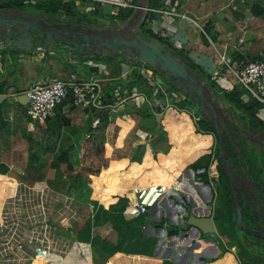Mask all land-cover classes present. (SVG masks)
<instances>
[{"label": "crops", "instance_id": "crops-1", "mask_svg": "<svg viewBox=\"0 0 264 264\" xmlns=\"http://www.w3.org/2000/svg\"><path fill=\"white\" fill-rule=\"evenodd\" d=\"M245 1L237 0L235 6L234 0H163L156 8L170 12L153 10L146 20L169 43L185 47L186 54L205 70L218 71L221 93L229 88L224 85L233 82L223 63L235 61L234 53L242 61L264 53V0H260V14L253 13ZM91 4L111 9L108 3ZM214 4L228 9L220 14L213 10ZM206 21L213 36L206 33L208 43L199 33ZM1 52L4 90L0 92L22 91L35 79L96 78L105 103L75 104L66 96L43 121L34 122L25 117L23 104L13 96L0 100V222L5 196L24 184H47L54 193L69 195L77 213L69 219L61 214L62 202L53 201L48 216L51 234L67 243V249L60 255L29 256L22 264H262L222 229L205 233L180 227V216L192 202L202 203L211 213L225 204L228 172H223L215 155L220 150L215 131L199 124L197 113L185 105V96L176 86L160 91L156 70L150 75L147 65L133 57H100L95 52L81 54L84 57L73 52L57 55L40 48L15 56ZM220 53L225 60L219 59ZM79 61L82 71L74 65ZM145 96L152 97L151 110L134 111L132 106L146 105ZM241 97L248 101L243 93ZM214 100L238 120L237 112L248 116L241 121L255 128L261 124L257 118L264 121V105L252 115L241 107L243 111L236 113L225 110L222 98ZM156 110L162 112L159 125ZM175 179L178 186H171L147 209L137 208V186L171 184ZM216 184H221L217 204ZM29 254L30 243L25 240L16 255ZM12 256L1 255L0 264Z\"/></svg>", "mask_w": 264, "mask_h": 264}, {"label": "water", "instance_id": "water-1", "mask_svg": "<svg viewBox=\"0 0 264 264\" xmlns=\"http://www.w3.org/2000/svg\"><path fill=\"white\" fill-rule=\"evenodd\" d=\"M149 7V0H134L132 11L121 24L111 22L104 26H92L77 25L70 20L58 19L54 15L43 16L13 5H0V51L15 56L24 50L40 48L61 55L69 51L78 53L84 48L83 53L133 57L163 72L174 86L193 98L205 116L210 117L209 113L204 111L203 103L208 105L211 113H215L214 99H218L210 84L157 36L140 31ZM156 79L162 80L160 76ZM8 95L23 105L28 99L22 90L16 93L0 92V100ZM161 115L160 110L154 112L157 125L160 124ZM213 126L216 128V123ZM221 154L220 151L219 156ZM223 157L228 164V172L231 173L232 156L227 149ZM233 167H236L235 163ZM224 177L225 204L218 207L216 213H211L202 203L192 202L180 216V227L182 230L194 227L205 233L222 229L229 237L239 241L251 258L264 264L263 182H256L247 174V177L256 183L255 188L250 190L231 183L227 174H224Z\"/></svg>", "mask_w": 264, "mask_h": 264}, {"label": "built area", "instance_id": "built-area-1", "mask_svg": "<svg viewBox=\"0 0 264 264\" xmlns=\"http://www.w3.org/2000/svg\"><path fill=\"white\" fill-rule=\"evenodd\" d=\"M75 3L85 4L99 2L108 3L112 13L119 7H130L134 0H74ZM5 0H0V4ZM161 14L170 12L163 7H149ZM106 23V19L100 18ZM221 60H225L224 54L220 53ZM220 59V58H219ZM226 64L233 76V83L244 86L249 92L264 102V53L245 59L240 64ZM215 68V65H212ZM146 72L153 74L154 68L144 66ZM28 96L27 102L23 105L24 115L30 120L45 119L53 107L64 97L69 96L75 104H91L103 106L100 99L101 87L98 79L69 80L65 78H53L50 80H32L24 89ZM179 180L171 184L152 183L135 188L136 206L145 210L161 198L171 188L178 186ZM61 201L63 209L61 214L69 219L77 217L76 210L71 203L69 195L56 194L47 184L28 185L24 184L23 189L17 188L13 193L7 194L1 206L0 222V256L3 254H14L3 264H22L29 256L42 257L49 253L62 254L67 249V243H61V239L51 234V224L48 216L51 212L53 201ZM30 243V254L18 257L16 251L22 247L24 241Z\"/></svg>", "mask_w": 264, "mask_h": 264}, {"label": "flooded vegetation", "instance_id": "flooded-vegetation-1", "mask_svg": "<svg viewBox=\"0 0 264 264\" xmlns=\"http://www.w3.org/2000/svg\"><path fill=\"white\" fill-rule=\"evenodd\" d=\"M5 5V4H0ZM7 5H13L11 3ZM17 8H22L26 11L35 12L45 15H54L61 20H70L77 23V25L89 24L92 26H104L108 23L102 22L99 18H94L93 16L83 14L80 12L67 14V13H57L52 11H45L41 8H27L25 6H16ZM80 15H85L86 17H81ZM48 19V18H46ZM110 21L109 23H111ZM82 48L78 53L83 54ZM72 53V51H69ZM191 98V97H190ZM193 100V98H191ZM194 101V100H193ZM195 102V101H194ZM196 103V102H195ZM198 105V104H197ZM204 111L209 113L206 116L211 122L212 126L216 123V128L213 126L216 141L218 146L220 145V150L215 154L218 161L224 157V151L227 149L231 158V173H229V168L227 162L223 159L220 162L221 167L224 168L223 172L227 173V176L236 183L239 187H246L250 190L255 188V181H251L247 174H250L256 182H263L264 186V121L259 124L260 128H255L248 122L236 119L230 113L223 110V108L214 100V107L216 112L211 113L208 105L204 102ZM200 108V107H199ZM201 110V109H200ZM203 114V112L201 111ZM255 120V119H254ZM222 154L219 156V152ZM236 167H233V164ZM228 170V171H227ZM226 174V173H225ZM230 181V180H229ZM262 186L263 190L264 187ZM264 194V191L262 192Z\"/></svg>", "mask_w": 264, "mask_h": 264}, {"label": "rangeland", "instance_id": "rangeland-1", "mask_svg": "<svg viewBox=\"0 0 264 264\" xmlns=\"http://www.w3.org/2000/svg\"><path fill=\"white\" fill-rule=\"evenodd\" d=\"M7 1H9V3H11V2H14V1H24V2H26L25 3V6L27 7V8H43V7H47V8H50V10L51 11H53V12H57V13H61L60 11H57V8H52V6H54V5H58L59 4V1L58 0H5V2H7ZM63 2L64 1H66V0H62ZM68 1H71V0H68ZM218 1V0H217ZM235 2L234 3H236V5L235 6H238L237 5V0H234ZM72 2L74 3L73 4V8L75 9L74 10V13H77V12H80V13H83V14H87V15H90V16H93L94 18H104L105 17V19H106V23H109L110 21H112L113 23H116V24H121L122 22H123V20H119V19H116L115 17H113V15H114V13H112V10H108V11H105L106 9H104V8H102L101 7V5L99 6V5H96V4H89V3H87V4H85V3H83V2H80V3H75L74 2V0H72ZM246 2V5L245 6H248V3L250 4L251 2H253V3H258V4H261L260 3V0H246L245 1ZM218 4H214V6H213V10H215L214 8H216L217 9V11L218 12H220V14H221V10H223L224 8L225 9H228V7H219V6H217ZM219 5H220V3H219ZM231 6V7H230ZM229 7L230 8H232V5H230ZM146 25L147 26H149L148 24H147V20H146ZM164 39V38H163ZM165 43V42H164ZM166 45V44H165ZM68 53H70V52H68ZM182 59H185L186 60V56L184 57L182 54H180L179 52H176ZM78 53H76V55H77ZM1 55H3L4 56V53L3 52H1ZM75 55V54H74ZM112 55H115V56H119V54H112ZM111 55V56H112ZM78 57H84L83 55H81V54H78L77 55ZM106 57H108L109 55H105ZM93 57H95V56H93ZM190 58L191 60H193L190 56H187V58ZM127 58V57H126ZM219 58H220V60H221V57H220V55H219ZM95 59H96V57H95ZM138 62H141V60H137ZM194 61V60H193ZM222 61V60H221ZM145 63V62H144ZM146 65H150V64H148V63H145ZM75 65V68L76 69H78V70H81V67L80 66H82L83 65V63L81 62V61H79V62H77V63H75L74 64ZM151 66V65H150ZM223 66H224V69H225V71H227V68H228V66L225 64V63H223ZM153 68L156 70V72L158 73V75L162 78V80L160 81V82H157V87L159 88V90L160 89H162V88H165L166 90H169V88L171 87V85H173L172 84V82L169 80V78L163 73V72H161V71H159L156 67H154L153 66ZM41 69H43L44 71H47L46 70V68H41ZM83 69V68H82ZM229 69V68H228ZM82 71V70H81ZM196 71V70H195ZM210 70H206L205 71V73H203L202 71H200V72H197L200 76H201V78L202 79H204L206 82H210L209 81V79H208V77H207V75H206V73L208 72L210 75H212L213 76V78H214V80L217 82L216 84H214V85H211L212 86V88L214 89V91H215V93L217 94V96L219 97V98H222L223 99V101H221V103H222V105L223 106H225L224 108H225V110H229V111H233L234 110V112L236 113L237 112V110L240 112V111H243L240 107H238V105H236V104H234L233 102H229V100H228V98L227 97H225V98H223L222 97V94L219 92V90H218V82H220V80H222V79H220V78H222V76L218 73V71H212V72H209ZM230 72V71H229ZM173 87H175V86H173ZM175 89L177 90V91H179V92H181L180 90H179V88L178 87H175ZM161 91V90H160ZM241 93H243V95L244 96H246L247 98H249L250 97V93L248 92V91H246V90H244V91H242ZM181 94H183L184 96H185V99H186V95L187 94H185V93H183V92H181ZM9 96V95H8ZM144 96V95H143ZM134 98H137V96H135ZM144 99H145V103H146V105H140V104H138L137 106H132V109H134V111H137L138 113H144V112H149L150 110H151V107H150V105L152 104V102H153V100H152V97L150 96L149 98H146V96L144 97ZM187 99H188V101H186L185 102V105H187L188 107H190V108H192V110L193 111H196V110H199L200 112H201V110H200V108H199V106L197 105V103H195V102H193L191 99H190V96H188L187 97ZM147 101H149V102H147ZM144 102V101H143ZM14 104V103H13ZM17 108V107H16ZM227 108V109H226ZM20 112L22 113V111L20 110ZM238 116H239V118L242 120V119H246V120H248V116H240L239 114H238V112L236 113ZM44 119H41V120H35V119H33V121L34 122H41V121H43ZM198 121V120H197ZM27 122H28V120H27ZM156 126V125H155ZM154 126V127H155ZM37 127H40L39 128V130L41 129V128H43L42 126H37ZM38 135V134H37ZM41 137V136H40ZM216 190H218V193L216 194L215 193V195L216 196H214V202L217 204L218 202H219V198H218V196H219V193H220V188H221V184H216ZM221 196H223L222 194H221ZM223 198V197H222ZM210 203V202H209ZM231 219H232V216H231ZM228 238H232V237H229L228 236ZM234 239V238H233Z\"/></svg>", "mask_w": 264, "mask_h": 264}, {"label": "trees", "instance_id": "trees-1", "mask_svg": "<svg viewBox=\"0 0 264 264\" xmlns=\"http://www.w3.org/2000/svg\"><path fill=\"white\" fill-rule=\"evenodd\" d=\"M58 1H59V4L52 6V8H57V11H60L61 13H67V14L74 13L75 9L73 8L74 3L72 2V0L71 1L66 0L64 2L62 0H58ZM162 2H163V0H149V6L156 7L159 4H161ZM6 3L7 2H5L3 4H6ZM249 5H250L251 11H253V13H255V14L262 13V11H263L262 7L263 6H260L258 3H253V2H251ZM132 8H133L132 6H130V7H119L118 10L114 13L113 17H115L116 19H119V20H123L127 15L130 14V12L132 11ZM41 9H44L45 11H51L50 8H47V7H43ZM152 11H153L152 9L148 10L146 18H148L151 15ZM202 27H203V30H201V29L199 30L200 37L205 43H208L206 33L209 34L213 38L212 34L209 33V22L206 21L205 23H203ZM140 31L145 33V34H148V35L157 36L163 43L165 42L164 44H166L173 52H175V53L179 52L184 57L187 55L186 51H185V47H183V46L177 47V46H174L171 43H169L162 35H160L156 31L152 30V28L150 26L146 25V19L141 24ZM98 54L99 53H96L97 56L101 57L102 54H100V55H98ZM187 56H186V60L185 59L184 60L189 65H191L197 72L202 71L203 73H205L206 70L203 67H201L195 60L193 61L189 57L187 58ZM233 59H236V60L235 61L232 59L229 60V64H231L233 66L240 64L242 61L236 53L233 54ZM206 75L210 81V82H208L209 84H211V85L216 84V81L214 80L212 75H210L208 72L206 73ZM3 88H4V85L0 86V90L1 89L4 90ZM244 90L248 91L244 86H242L238 83H233V85L231 87L223 90L221 92V94L223 96L227 97L230 102H233L234 104L243 108L245 111L249 112L250 114L255 115L256 108L258 106L264 105V102L259 100L256 96H254L249 91L248 92L250 93V97L248 98V101L242 99L241 92ZM187 97H188V95H186V99L183 101L184 103L186 101H188ZM195 112L197 113V116L199 118V120H198L199 124L201 126H203L204 129L214 130L211 122L209 121V119L204 114H202L199 110H196ZM257 120H258V122L261 123L260 119L257 118ZM196 125L199 127L198 124H196Z\"/></svg>", "mask_w": 264, "mask_h": 264}]
</instances>
